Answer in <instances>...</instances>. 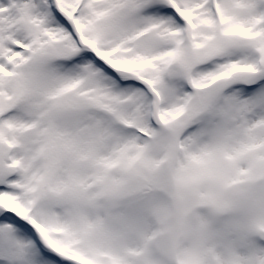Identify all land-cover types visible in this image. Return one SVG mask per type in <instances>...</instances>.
Instances as JSON below:
<instances>
[{
	"label": "snow or ice",
	"instance_id": "snow-or-ice-1",
	"mask_svg": "<svg viewBox=\"0 0 264 264\" xmlns=\"http://www.w3.org/2000/svg\"><path fill=\"white\" fill-rule=\"evenodd\" d=\"M0 264H264V0H0Z\"/></svg>",
	"mask_w": 264,
	"mask_h": 264
}]
</instances>
